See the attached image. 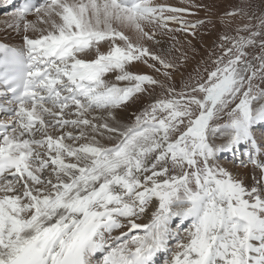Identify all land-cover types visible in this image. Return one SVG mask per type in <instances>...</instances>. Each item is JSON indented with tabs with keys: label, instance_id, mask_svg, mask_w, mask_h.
<instances>
[{
	"label": "snow or ice",
	"instance_id": "snow-or-ice-1",
	"mask_svg": "<svg viewBox=\"0 0 264 264\" xmlns=\"http://www.w3.org/2000/svg\"><path fill=\"white\" fill-rule=\"evenodd\" d=\"M185 12L152 0H27L11 14L25 35L20 47L0 43V264H264V161L252 132L264 124V51L247 58L253 25L247 37L222 35L207 78L197 70L181 91L168 86L134 123L94 115L114 120L112 109L160 83L129 68H172L144 41L170 22L204 23ZM106 134L108 145L97 139ZM217 134L226 139L210 142ZM242 143L250 186L216 162Z\"/></svg>",
	"mask_w": 264,
	"mask_h": 264
},
{
	"label": "rangeland",
	"instance_id": "rangeland-1",
	"mask_svg": "<svg viewBox=\"0 0 264 264\" xmlns=\"http://www.w3.org/2000/svg\"><path fill=\"white\" fill-rule=\"evenodd\" d=\"M172 7L188 9V12L182 14L176 13L177 15H181L185 21L189 23L203 21L204 23L188 31L179 30L177 38H175L172 43H164L161 49L146 45L151 52L160 56L167 63H171L173 65L172 68L165 69L158 62L148 60V65L155 63V68L160 69V71L157 72L154 68L149 66L146 67V69L142 68V66H137L143 63L142 61L133 62L129 70L135 71L137 74L151 75L154 79L160 81V83L157 85L145 84L144 88L146 90L144 92L136 94L126 104L117 107V109L122 107L129 113L128 115L130 118L125 124L126 126L134 123L135 116L139 115L143 109L154 102L155 99L168 95L166 92L168 86L175 87L177 92L181 91L183 86L189 83V76L195 77L197 70L202 74L203 78L206 79L207 74L204 69L207 68L211 70L214 67L212 60L223 51L218 47V45L222 43L220 39L222 35L234 37L239 30V35L247 37L249 32L241 29L244 24H251L253 25L252 30L260 32V35L253 37L255 40L254 45L245 48V51L249 53L247 58L252 59L253 55L260 54L264 51L260 46L261 41H264V27L259 25V20L262 14H264V0H193L190 7L175 5H172ZM232 12H236V15H229V13ZM249 16L253 18L249 20ZM223 18L230 19L227 20ZM177 25L180 29V24ZM193 32L195 35H193ZM224 46L230 47L231 45L230 43H225ZM253 63L258 65V61L253 60ZM165 72L169 73L170 78L165 76ZM115 75L116 73H109L105 78L112 83H117L120 87L129 85L128 81H116ZM255 83L264 87V82L257 80ZM161 84H163L164 87H161ZM236 102L238 103V101ZM234 106L235 104L231 105V107ZM227 111L228 109L225 110V113L221 114L219 120L212 123L223 124L226 122L228 119L226 115ZM255 133L257 138L262 137L259 141L261 142L263 139L260 144L264 147V126L256 127ZM209 139L210 142L219 144L222 143L226 137L217 134L216 137H210ZM236 161L238 160L234 158L228 160L216 158V162L225 168L239 166ZM262 161H264V159ZM252 172L253 167L250 165L248 174L244 175L246 185L250 186L253 183L251 179ZM256 174L257 176L259 175L258 170H256Z\"/></svg>",
	"mask_w": 264,
	"mask_h": 264
},
{
	"label": "bare ground",
	"instance_id": "bare-ground-1",
	"mask_svg": "<svg viewBox=\"0 0 264 264\" xmlns=\"http://www.w3.org/2000/svg\"><path fill=\"white\" fill-rule=\"evenodd\" d=\"M192 1L193 0H152V2L154 4H166L172 7V5L175 6H185V7H190V4L192 5ZM7 3V1H0V10L3 11L4 7L1 8V6L4 3ZM14 11H3L0 13V41L5 42L13 47H20L23 45V36L25 35L24 31H23V27L21 26L20 29H16L15 27H10L9 26V22H10V18H11V14ZM166 14H173V13H166ZM27 19L30 21H36L37 17L35 16L34 13H30L27 16ZM169 29H173V31H169L168 29H160V28H156L155 29V36L151 41H144V43L146 45H151L153 47H158V49H161V47L163 46L164 43H172L174 41L175 38H177L178 36V32L179 27L176 23L174 22H170L168 25ZM146 30H148L146 28ZM126 34H130L127 30ZM29 36L35 37V35H37L34 32H29L28 33ZM168 36V37H167ZM106 49V47H105ZM104 49V50H105ZM137 66H142V68L146 69V67H148V64L145 63H140ZM113 113V116L115 117V119L113 120L111 117L107 116V112H103L101 110H96V112L94 113V115H100V116H104L107 119V122L110 125H119L121 127L126 126L125 124L129 121V113L126 109L121 108H114L111 110ZM259 126H264V124L258 123L256 125L253 126L252 132L254 137L256 138L257 141V145L260 147L261 151L257 154V159L263 160L264 159V147L260 144L262 143V141L260 142L259 140L262 138H257L256 136V127ZM97 139H100L102 143H104L105 145L109 144V140L107 138V134L105 135V137L101 138L100 136H97ZM243 146H245L244 143H242L237 149V150H241L243 148ZM247 149H245L246 151ZM235 151V150H234ZM234 151H224L223 154L227 153V154H232V152ZM229 158V156L227 157ZM240 159H244L247 160V157L244 155H241L238 160ZM222 162V161H219ZM239 166H232L230 168H227L229 171L233 172L234 174H248L249 170H250V164L247 166V168H243L241 167V165L238 163ZM250 176V175H249ZM246 177V176H245ZM148 217H144L142 218V221H138V222H147ZM124 231H127V229H124ZM114 235H118L119 231L114 232ZM100 255V254H99ZM97 254V256L94 258L96 261L101 260L102 258H99V256Z\"/></svg>",
	"mask_w": 264,
	"mask_h": 264
},
{
	"label": "crops",
	"instance_id": "crops-1",
	"mask_svg": "<svg viewBox=\"0 0 264 264\" xmlns=\"http://www.w3.org/2000/svg\"><path fill=\"white\" fill-rule=\"evenodd\" d=\"M223 19H227V20H229L230 18H223Z\"/></svg>",
	"mask_w": 264,
	"mask_h": 264
}]
</instances>
